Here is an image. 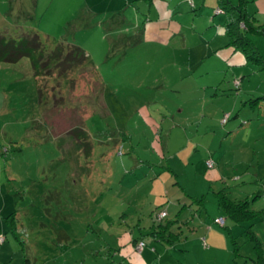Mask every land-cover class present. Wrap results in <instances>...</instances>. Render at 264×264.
<instances>
[{
	"label": "rangeland",
	"instance_id": "374dc122",
	"mask_svg": "<svg viewBox=\"0 0 264 264\" xmlns=\"http://www.w3.org/2000/svg\"><path fill=\"white\" fill-rule=\"evenodd\" d=\"M119 1V8L115 3L109 9V0H38V18L27 21L23 33L36 32L46 51L63 39L84 48L83 64L64 76V63L50 76L34 77L26 58L0 62V264H124L131 248L127 237L139 233L135 225L144 234L147 214L167 209L175 197L161 195L156 204L157 184L152 194H143L150 189L146 177L130 188L132 158L151 160L156 170L169 165L180 186L187 183L182 156L190 154L196 166L212 162L204 169L206 175L217 174L212 191L224 189L234 200L255 197L249 208L263 211L252 221H227L226 229L219 228L228 249H219L220 259L209 263L250 264L253 252L242 234L250 223L264 251V70L227 47L223 31L209 25L208 17H216L213 0L203 4L208 16L203 9H189L188 29L171 40L160 34L166 28L144 29L148 8L161 11L165 0ZM111 10L120 15L109 18ZM219 14L222 24L225 15ZM13 15V0H0L4 39L21 33L15 25L23 24L13 22ZM257 17L264 21L262 13ZM37 27H47L48 35ZM251 42L264 60V43ZM140 105L149 110L154 132L139 121ZM79 124L91 150L77 145ZM122 139L130 142L119 143ZM163 175L169 185L176 181ZM209 204H215L212 194L204 209ZM141 239L146 251L162 252L147 237ZM233 241L239 257L233 255Z\"/></svg>",
	"mask_w": 264,
	"mask_h": 264
},
{
	"label": "crops",
	"instance_id": "0c3cea01",
	"mask_svg": "<svg viewBox=\"0 0 264 264\" xmlns=\"http://www.w3.org/2000/svg\"><path fill=\"white\" fill-rule=\"evenodd\" d=\"M186 1L188 2V0H165L166 2L165 8L161 11H159L158 8L155 11L149 7L146 12V15L144 16L145 18L144 22H146L144 29L148 27L147 30L150 31L153 28L156 30H161L166 28L167 30L164 32H160V34H163L165 36V39L171 40L170 37L172 38L174 34L178 35L181 32L184 33L188 29V26L185 23L184 19L188 16L189 9L198 10V11H200V9H203V13L206 14V16H208L209 9L203 6L205 0H190L191 5L190 4L187 5ZM213 1L215 3L214 9L219 8L217 5V0H213ZM228 1L231 3V5L237 4V0H235V3H233V0H228ZM49 2L50 1H48L46 5H49ZM37 3L38 0H13V14H14L13 22L15 23H19L18 21L22 22L21 24L23 25H15V27H18L20 29L21 33L24 30L25 26L29 27V25H26L27 21L33 22L35 21L36 18H38V14L35 12ZM115 3L117 4V8H119L118 7L120 3L119 0H109L107 7L111 9ZM247 4L248 5L245 6L247 13L252 15L253 18L256 20L257 24H260L264 28V21H259L257 17L260 13H262L264 16V0H247ZM49 6L48 7L46 6L45 9L43 10L44 12L39 15L40 20L42 19L44 20V14L47 12L48 10L47 8H49ZM128 8L129 6H126L124 8L125 10L121 14V24H124V13ZM87 14H89L87 18H92L94 16V14L90 13L89 10H87ZM91 14L93 16H90ZM107 15L110 18L112 15L118 16L120 14L111 10L109 13H107ZM155 18L156 20L158 19V21H155L154 24L152 23L150 24V22L155 20ZM208 18L210 19L209 25L213 27L214 31L217 30L221 32L223 31L224 23L220 24V19H221L220 14H216L215 18H210V17ZM133 21H135V16L133 18ZM162 21H164V23H162ZM224 21H225V17H224ZM39 24H37V26ZM80 29L81 28H76L73 31H80ZM37 30H39L40 32L46 35H48L49 33V29H47V27H45L44 29L41 28L38 29L37 27ZM108 34L111 36L113 35V32H109ZM144 35L146 36L145 33ZM251 38L256 39L257 41H262V43H264V39L261 37L247 35V39L250 42L252 40ZM144 41H147V39ZM63 42L66 43L65 39H63L62 42L60 43ZM111 42L113 41L111 40L110 43ZM127 45H130V42L127 43ZM253 45L257 49L258 53H260L259 51L260 49L257 47V43ZM78 49L81 50V52L84 51V48L81 46ZM175 60L176 59H174V61ZM97 86L98 85H96V87ZM136 110L139 121L141 120V124L145 128H148L150 131L154 132L156 130L155 122L151 118L149 110L146 111L142 107V105H140ZM76 126L75 128H77ZM152 146L157 149L158 154L159 151L161 152L159 144L158 145L154 144ZM128 149L129 150L132 149L131 144L130 147L126 148V152H125L126 155L128 154ZM107 152L104 153V158H109L108 156H105ZM135 156L136 157L132 158L133 161L132 164L128 166V168H130L128 171V175L130 174L129 176L131 177L130 178L131 181L134 180L132 183H130L132 184L130 188L132 186H136L139 182L144 180L143 179L144 177H146L147 181L150 184V189L147 190L146 192H143V194L147 196L149 194H152L153 186L157 184L159 191L156 195L153 196L154 202L156 204H160L162 200L161 195L167 197L169 193L173 194L175 197L172 198L173 200V202H171L172 205H168V208H170L172 212L171 220L175 221L171 230H175V232L178 234L179 237H178V241L177 242L175 241L171 245L162 244L153 241L150 237H147L149 239V243L151 244L155 243L157 244L156 246L162 247L161 253H157L156 250L153 248L152 251H146L145 246L147 243H144V246H142L139 250L137 249V245L141 243V241H143V239L141 238L146 237L145 234H147V232L149 231V227L153 225L152 218L154 213H157L158 211H165L166 213L165 218L167 220H170L168 219V208L167 209H163L161 207L155 208L146 216L148 220L147 231L144 234H142L139 231V225L136 224L135 227L139 232L138 236L131 235L130 237H127V242L131 244V248L125 255V257L126 258L129 257V259H125L124 264H154L155 261L157 264H209L211 260L213 263L219 260L220 257L217 256L218 251L219 249H223V250L228 249V240L225 233L221 231L223 228L213 224L212 220L217 217L223 218L222 215L218 212L215 204L214 205L209 204L208 206H206L205 209L203 204L202 210L201 209L196 210L197 207L193 205L191 207H188L189 199L187 198V196L195 197V198L204 196V202H206V199L208 198V194L210 193L208 191V193L206 194L204 190L206 189V186H208V190H209V187H211L210 184L214 182L212 180H215L213 176L215 177L217 176V174L214 173L212 169L211 171L213 172H211L209 175H206L204 171V169H206L204 165V162L206 160L203 162L199 161L198 166H196V164L193 163L194 158L192 154L188 155L187 157L182 156L183 159L185 158V161L182 165L183 168L182 175L184 179L187 180L186 181L187 183L179 186V183L177 181L178 176H176V174L173 175L172 167L168 165V167H159L160 169L156 170L153 167V165H156V163L152 164L151 160L145 161L139 159L138 155ZM158 157L162 158V153L159 154ZM191 164H193V167L189 166ZM198 167H199V171L197 170ZM165 168L169 169L170 171L166 170ZM192 169H195V172H197L196 173L197 176H193ZM163 174L169 175L170 178H172V176L176 177V181H173V183L171 182L172 186L171 184L170 185L168 184V178H165L166 176ZM175 186H177L178 188H176ZM201 211H203L204 213V218L200 216ZM226 222L227 221L224 219V224H223L224 226H226ZM228 229H229L228 234L232 236L234 230L230 229L229 227ZM135 239H137V241ZM153 253L156 255L155 258H153ZM223 263L226 264V261H224V259L223 261L221 260L220 264Z\"/></svg>",
	"mask_w": 264,
	"mask_h": 264
},
{
	"label": "trees",
	"instance_id": "16d2710c",
	"mask_svg": "<svg viewBox=\"0 0 264 264\" xmlns=\"http://www.w3.org/2000/svg\"><path fill=\"white\" fill-rule=\"evenodd\" d=\"M217 5L219 7L218 9L221 10V13L225 15L223 35L227 39L226 46L232 47L234 50H238L247 61L252 62L260 69L264 70V60L261 59L257 49L247 39V35L261 37L264 39V28L260 24H257L252 15L247 13L245 9L247 0H237L236 5H231L228 0H217ZM14 38L15 39L13 40L4 39L0 35V62L16 63L20 59L26 58L30 63L32 75L34 77L50 76L51 71L53 69L56 70L59 67L58 64L60 63H64L66 65L63 69L62 75L59 74L64 76L65 72L70 70L73 65H82L86 59L81 50L70 44L57 43L49 51H46L43 47L44 44L39 41L36 32L33 31L27 33H23L22 31V33L14 36ZM260 98L264 100V96H261ZM77 132L81 135V138L77 137L78 139L80 138L77 143L78 147L83 150L84 147L87 148L89 146L91 150L92 147H90V144L88 145V140L86 139L87 136L82 130L81 125L79 127V131ZM126 140L128 139H122L119 143L126 142ZM117 146L118 145L114 143V149H116ZM84 155L87 156L86 153ZM207 161L204 162L206 168L207 166L205 163ZM165 169L170 171L167 168ZM209 193L212 194V197L215 200L218 212L230 224L239 225L252 221L263 212L262 210L253 211L249 208L251 201L255 197L251 198L249 201L247 199L234 200L229 197L224 189L212 191L209 188ZM187 198L189 199L188 207L193 205L197 207L196 210L203 209L204 196H200L198 198L187 196ZM161 212L164 213V217L157 219V215ZM165 215V211H158L157 213H154L152 218L153 225L149 227V231L145 234V236L150 237L153 241L171 245L175 241H178L179 236L175 230H171L175 221L171 219L167 220ZM251 226L252 224L250 223L249 226L244 227L242 232V234L245 235L247 242L251 245L253 252V257L249 258L248 261L250 264H264V251L257 237L250 230ZM221 228L226 229V226L222 225ZM135 240L137 241V239ZM232 245L234 257H239L238 247L234 241L232 242Z\"/></svg>",
	"mask_w": 264,
	"mask_h": 264
},
{
	"label": "built area",
	"instance_id": "2783aa9c",
	"mask_svg": "<svg viewBox=\"0 0 264 264\" xmlns=\"http://www.w3.org/2000/svg\"><path fill=\"white\" fill-rule=\"evenodd\" d=\"M214 12L216 13V14H219V13H221V10L220 9H215L214 10ZM226 120V116L224 115V117H223V119H222V122H224ZM206 166H207V168H211L212 167V162L211 161H207L206 163ZM162 217H164V213L163 212H161V213H159L158 215H157V219H161ZM223 219L221 218V217H217V218H215L214 220H213V223L214 224H216L217 226H219V227H221L222 225H223ZM143 245L141 244V243H139L138 245H137V249L139 250L141 247H142Z\"/></svg>",
	"mask_w": 264,
	"mask_h": 264
}]
</instances>
